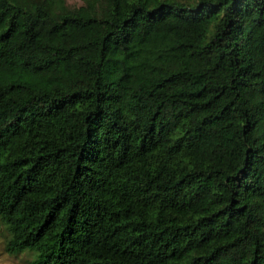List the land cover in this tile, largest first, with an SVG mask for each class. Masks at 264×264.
I'll return each instance as SVG.
<instances>
[{
	"label": "trees",
	"instance_id": "16d2710c",
	"mask_svg": "<svg viewBox=\"0 0 264 264\" xmlns=\"http://www.w3.org/2000/svg\"><path fill=\"white\" fill-rule=\"evenodd\" d=\"M0 221L30 264H264V0H0Z\"/></svg>",
	"mask_w": 264,
	"mask_h": 264
},
{
	"label": "rangeland",
	"instance_id": "374dc122",
	"mask_svg": "<svg viewBox=\"0 0 264 264\" xmlns=\"http://www.w3.org/2000/svg\"><path fill=\"white\" fill-rule=\"evenodd\" d=\"M68 8H74L85 3V0H58ZM7 237L5 225L0 221V264H30L33 252L22 250L17 253H8L3 249V243Z\"/></svg>",
	"mask_w": 264,
	"mask_h": 264
}]
</instances>
